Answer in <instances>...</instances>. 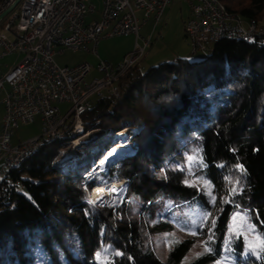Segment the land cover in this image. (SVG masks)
<instances>
[{"label":"trees","instance_id":"trees-1","mask_svg":"<svg viewBox=\"0 0 264 264\" xmlns=\"http://www.w3.org/2000/svg\"><path fill=\"white\" fill-rule=\"evenodd\" d=\"M219 4L264 32V0ZM116 89L118 98H93L81 117L84 133L98 139L89 162L57 164L67 132V141L44 143L2 180L0 264H182L196 243L176 242L161 216L178 202L207 216L197 229L203 252L188 264L226 254L264 264V37L219 42L201 62L134 67ZM103 133H127L132 149L90 176L115 144ZM115 181L127 183L121 204L88 203L92 190ZM238 212L257 226L258 258L242 257L243 236L231 227ZM160 236L170 243L165 260L152 245Z\"/></svg>","mask_w":264,"mask_h":264},{"label":"built area","instance_id":"built-area-1","mask_svg":"<svg viewBox=\"0 0 264 264\" xmlns=\"http://www.w3.org/2000/svg\"><path fill=\"white\" fill-rule=\"evenodd\" d=\"M15 1L3 0L0 15ZM172 1L102 0L98 21L87 22V17L95 14L93 7H86L87 0H21L0 22V94L5 96L0 121V186L9 165L21 153L36 148L43 139L73 133L77 127L82 130L81 117L93 98H118L117 84L139 66L150 47L151 36L148 40L139 37L141 28L151 23L153 32ZM183 3L189 7L184 34L192 57L222 41L248 42L264 37L254 21L229 15L219 0ZM127 37L135 38L133 48L118 63L98 61L94 69L87 64L60 69L54 63L56 52L63 55L66 51L98 59L100 41ZM8 58H15L14 67L3 64ZM93 71L98 78L86 82ZM64 104L70 110L61 118L58 107ZM36 119L40 136L13 145L15 133L34 125Z\"/></svg>","mask_w":264,"mask_h":264},{"label":"rangeland","instance_id":"rangeland-1","mask_svg":"<svg viewBox=\"0 0 264 264\" xmlns=\"http://www.w3.org/2000/svg\"><path fill=\"white\" fill-rule=\"evenodd\" d=\"M184 0H173L172 4L167 8L164 18L161 24L157 26L154 31L153 25L148 23L146 26L142 27L139 33V37L144 40H148L151 36L150 47L147 49L144 59L140 63V68L143 70H148L153 67H157L162 64L173 63L176 61H187V62H201L206 60L210 56L209 49L205 53L198 54L196 57H192L189 50L187 49V42L185 40L184 25L186 24L189 17V7L187 4L183 3ZM86 7H93L95 10L94 15H89L87 17V22L98 21V15L102 11V0H87ZM138 18L142 19L141 13L138 14ZM4 22V21H3ZM3 22L1 24H3ZM135 38H113L108 40H102L99 42L97 47L98 59L87 55L85 53L73 54L72 52L66 51L63 55H59L56 52L54 57L55 65L60 69H73L80 65L87 64L93 69L97 65L98 61L108 62L115 64L117 63L125 54L129 53L134 45ZM15 58H8L3 61L4 65H8L12 68L16 65ZM98 78L97 74L93 71L91 75L86 79V82H90L92 79ZM5 96L3 93L0 94V121L4 116V106L2 104ZM59 112L61 118H64L70 110V106L67 104L60 105ZM40 124L39 120L36 119L35 124L26 128H20L14 135L12 139V144L17 145L20 143H25L31 141L40 136ZM104 135L100 139L106 137V141H112L114 147L108 152L111 153L117 146H121V150L115 153L114 158H106L107 154L103 156V160L96 163L95 169L92 170L90 176H96L102 172L105 166L109 163V160L116 159L119 156L124 155L132 149V144L130 143V138L127 133L122 135ZM93 135L81 134L75 137L71 136V141L68 142L66 150L61 154L57 161V164L66 162V160H71L81 165L86 164L83 162L82 158L86 157L84 161L89 162L93 155H97L98 151H93L97 149V140L94 141ZM115 136L117 137L115 139ZM100 141V140H99ZM72 162V163H73ZM80 165V166H81ZM102 165V166H101ZM73 167L70 169H75L74 163ZM78 166V167H80ZM106 173V171H103ZM89 176V177H90ZM122 182V188L117 193L114 204L111 207H102L101 205L94 204L88 198V203L93 204L97 208L112 209L117 204L123 202L122 190L127 184L126 181ZM200 185L205 189L206 193L210 195L211 188L206 185L205 182L200 180ZM90 194V193H89ZM174 204V203H173ZM173 204L167 203L163 207L161 212L162 220L169 222L174 228L173 237L176 242L183 241L186 239H192L195 241V248L188 254L184 259L182 264H188L194 261L203 252L202 241L197 239V229L203 222L206 221V214L202 212L196 203H189L187 205L179 204L173 207ZM232 230L235 233H240L243 236L245 242L243 258L252 256L258 258L259 248L261 246L260 238L257 233V226L253 224V218L251 215L246 213H235L231 223ZM152 245L158 256L165 260L167 252L169 249V242L165 241V237L160 236L155 241H152ZM172 248V247H171ZM214 264H238V257L232 256L231 254H226L223 256L222 260Z\"/></svg>","mask_w":264,"mask_h":264},{"label":"bare ground","instance_id":"bare-ground-1","mask_svg":"<svg viewBox=\"0 0 264 264\" xmlns=\"http://www.w3.org/2000/svg\"><path fill=\"white\" fill-rule=\"evenodd\" d=\"M83 125L82 130L77 127L76 131L73 133H70L72 137L78 136L83 134ZM67 141L66 134H61L54 137H49L47 139L41 140V143L37 145L36 148L32 150H27L21 153V156L18 160L14 161L9 165V172L12 170H15L19 168L25 160H27L36 150H38L44 143L46 142H57V141ZM68 144V143H67ZM121 146L118 145L111 153H108L106 158H114L115 153L119 152L121 150ZM122 182L121 181H115L112 182L109 185L95 188L89 195L90 201L94 204L101 205L102 207H111L116 199L117 193L122 188Z\"/></svg>","mask_w":264,"mask_h":264},{"label":"water","instance_id":"water-1","mask_svg":"<svg viewBox=\"0 0 264 264\" xmlns=\"http://www.w3.org/2000/svg\"><path fill=\"white\" fill-rule=\"evenodd\" d=\"M20 1L21 0H16L4 13L0 15V22L10 14V12L18 5Z\"/></svg>","mask_w":264,"mask_h":264},{"label":"crops","instance_id":"crops-1","mask_svg":"<svg viewBox=\"0 0 264 264\" xmlns=\"http://www.w3.org/2000/svg\"><path fill=\"white\" fill-rule=\"evenodd\" d=\"M125 55H126V54H125ZM125 55H124V56H125ZM124 56H123V57H124ZM123 57H122V58H123ZM122 58H121L119 61H121V60H122ZM119 61H118V62H119ZM118 62H117V63H118Z\"/></svg>","mask_w":264,"mask_h":264},{"label":"snow or ice","instance_id":"snow-or-ice-1","mask_svg":"<svg viewBox=\"0 0 264 264\" xmlns=\"http://www.w3.org/2000/svg\"><path fill=\"white\" fill-rule=\"evenodd\" d=\"M241 171H243V168L241 167ZM234 190V189H233Z\"/></svg>","mask_w":264,"mask_h":264},{"label":"clouds","instance_id":"clouds-1","mask_svg":"<svg viewBox=\"0 0 264 264\" xmlns=\"http://www.w3.org/2000/svg\"><path fill=\"white\" fill-rule=\"evenodd\" d=\"M84 133V132H83Z\"/></svg>","mask_w":264,"mask_h":264}]
</instances>
